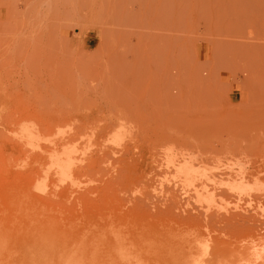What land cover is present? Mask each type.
Returning a JSON list of instances; mask_svg holds the SVG:
<instances>
[{
	"label": "rangeland",
	"instance_id": "rangeland-1",
	"mask_svg": "<svg viewBox=\"0 0 264 264\" xmlns=\"http://www.w3.org/2000/svg\"><path fill=\"white\" fill-rule=\"evenodd\" d=\"M0 264H264V0H0Z\"/></svg>",
	"mask_w": 264,
	"mask_h": 264
},
{
	"label": "bare ground",
	"instance_id": "bare-ground-1",
	"mask_svg": "<svg viewBox=\"0 0 264 264\" xmlns=\"http://www.w3.org/2000/svg\"><path fill=\"white\" fill-rule=\"evenodd\" d=\"M59 167H60V166H59ZM66 175H67V174H66ZM168 210H169V209H168ZM171 213H172V212H171ZM179 215H180V214H179ZM240 217H241V216H240ZM243 219H244V218H243ZM237 220H238V219H237ZM241 220H242V219H241ZM241 220H240V221H241ZM213 221H214V220H213ZM225 221H226V220H225ZM234 221H236V220H234ZM230 222H231V221H230ZM252 222H253V221H252ZM213 223H214V222H213ZM247 223H248V222H247ZM249 223H250V222H249ZM249 223H248V224H249ZM262 223H263V222H262ZM250 224H251V223H250ZM256 224H257V223H256ZM252 225L254 226L255 224H252ZM246 226H247V225H246ZM253 226H252V228H253ZM243 227H244V226H243ZM247 227L249 228V225H248ZM250 227H251V226H250ZM256 227H257V226H256ZM252 228H251V229H252ZM253 229H254V228H253ZM222 243H223V242H222ZM224 246H225V245H224ZM224 248H225V247H224ZM212 253H214V252H212Z\"/></svg>",
	"mask_w": 264,
	"mask_h": 264
}]
</instances>
